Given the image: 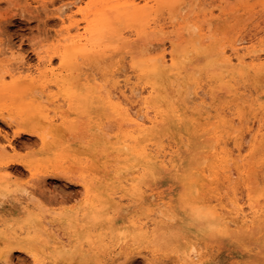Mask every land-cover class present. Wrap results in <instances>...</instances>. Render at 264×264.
<instances>
[{"label": "rangeland", "instance_id": "rangeland-1", "mask_svg": "<svg viewBox=\"0 0 264 264\" xmlns=\"http://www.w3.org/2000/svg\"><path fill=\"white\" fill-rule=\"evenodd\" d=\"M125 2L0 0V264H264V149L253 144L248 151L254 114L264 121L257 108L264 105V0H149L143 22L155 23L153 31L136 18L121 19L102 31L100 41L80 42L79 53L62 57L77 29L94 23L92 16L108 6L123 9ZM235 39L244 40L237 48L248 69L235 59ZM162 50L170 68V53L176 52L174 72L152 76L135 65ZM221 50L233 57L234 72L223 66ZM111 74L121 83L127 75L131 83L147 86L142 95L149 100L150 117L155 108L171 114L184 106L195 87L200 94L207 91L206 105L223 106L235 121L217 134L234 154L231 133L241 120L249 121L243 127L247 138L241 140L242 176L232 175L230 183L224 177L227 168L223 172L221 167L214 180L204 166L206 176L192 204L211 205L225 218L224 206L233 209L236 198L244 213L254 214L253 227L243 231L231 224V230L221 233L214 228V235L195 232L192 209L183 204L178 186L170 188L173 180L154 189L139 164L108 149L114 134L131 128L121 120L118 129L102 85L95 87L102 84L100 77ZM235 88L239 99L233 97ZM181 111L187 118L181 125L173 124V129L164 122L142 143L173 149L178 143L181 156L203 165L209 161L201 157L209 149L205 135L188 133L189 119L201 116L191 108ZM208 121L218 122L213 116ZM260 128L264 136V125ZM102 132L107 141L99 138ZM213 182L220 185L219 194ZM168 189L177 198L173 205L160 198ZM186 222L188 232L182 231ZM249 222L247 226L253 225Z\"/></svg>", "mask_w": 264, "mask_h": 264}, {"label": "bare ground", "instance_id": "bare-ground-1", "mask_svg": "<svg viewBox=\"0 0 264 264\" xmlns=\"http://www.w3.org/2000/svg\"><path fill=\"white\" fill-rule=\"evenodd\" d=\"M144 1H145L144 5L140 6L137 3H135L133 0H126V2L123 4V9H118V8L115 9V8H113L114 6L113 7L108 6L106 8V10H104V12L101 11V13L99 12L97 16H92V17H96L94 19V23L87 22V24L85 26H83L82 31H78V29H77V33H75L69 39L67 38L69 40V44L67 45V47H65V49H63V51L60 52V54L64 58V57H67L68 55L70 56L72 54L79 53L80 49H82L81 48L82 45H79V43L83 42V41L86 43L90 42V41L92 42L94 40L100 41L101 39H103V37L101 36L102 31L112 29L113 26H115L114 24L116 22L120 21L121 19L130 21V20H134L136 18L140 21L141 24H143L141 26H144V29L151 28V30L153 31V28L156 25L155 23H154V25H151L149 22H148L149 23L148 24L147 21L145 23L143 22L144 17L147 16L144 8L147 7V5H148L147 3L149 0H144ZM116 4H117V2H116ZM105 7H106V5H105ZM98 11H99V9H98ZM95 14H96V12H95ZM92 17H90V18H92ZM90 18L88 20H90ZM92 22H93V20H92ZM103 28H105V29H103ZM65 38H64V40H65ZM67 39H66V42H67ZM104 39H106V37ZM109 39H111V38H109ZM60 40H61V38H60ZM241 40L242 39H235V42L232 45V49H233V53L236 54L235 59L237 60V63L248 69V68H250L249 65H243L245 56L243 54H239L238 49H240L239 48L240 46L237 48V44H238L237 42L241 43L244 41V40H242V41ZM171 44L173 46V42H171ZM112 45H114V44H112ZM260 48H261V46H260ZM263 50H264V48H263ZM263 50L260 49V51H263ZM225 52L222 51L220 54L221 57L219 56V58H220V60L222 59L223 66L226 67V69L234 72L235 68L232 67V58L233 57L231 58V55L230 56L225 55L228 51L226 53ZM250 53H252V52H250ZM230 54H232V53H230ZM256 54H257V52H256ZM170 55H171V57H169V58H171L173 68H170L169 66L166 65L167 60H166V55H165L163 50L159 51L155 54H151L149 56L147 55L145 58H141V59L139 58L137 60V62L135 63V65L140 66L141 70L144 73H150L152 76L161 75L163 73H172V72H174L173 70L176 69L178 62H177V58H176V52L172 51L170 53ZM191 55H192V53H191ZM250 55L252 56L253 54H250ZM256 56H254V57L256 59H259ZM263 56H264V53H263ZM169 58H167V59H169ZM131 60H132V58H131ZM131 63H134V62H131ZM132 66L133 65H131L130 67H132ZM140 68H138V69H140ZM118 77L119 76H115L112 74H111V76L110 75H103L102 77H100V80H102V82H101L102 84H99L98 82H97V84H95L96 88H98L102 85L103 89L102 90L100 89L101 91L100 90L99 91L102 92V94L105 93V95L107 96L108 104H109V107L111 108V112H112V117L114 118V122L116 124H118V129H121V126L123 124V123L119 124V122L121 120L128 123L131 126L130 129L122 130V131L120 130L121 132L114 134L113 136L116 138L113 141L109 142L108 149L113 151L116 155L122 156L123 159L128 160V158H132L136 164H139L141 170L143 171V173H145L146 180L148 181V184L154 189L157 187L155 185L166 182V180L167 181L173 180L174 183L170 184L172 186L170 188H173V186H178L182 190V194H181L180 198L184 202L183 204H185L187 207L192 209V214H191V216H189V219H192L194 221L195 226H194L193 230L195 232L203 234V233H206L208 231L214 230V228H217V230L221 233L222 231L231 230V224L236 225L239 230H243V231H247V229L249 227H253L255 224L254 223L255 222L254 214L249 215V213L248 214L244 213V210H243L244 207L241 205V203H239L240 200H237L236 198L232 201V204L229 203V204L233 205V207H234L233 209H231V208L228 209V206H226V205L224 206V209L226 211H228V216H226L225 218L223 216H221L219 213H217V211H215V209H213L211 207V205L201 204V203L200 204L199 203L192 204V202L194 201V192L198 188H200V184H202V182L205 179L204 176H206V175H204V172H207V171L206 170L204 171V168H203L204 166L208 167V169L211 170V174H212L214 180H217V176L220 172V171H218V169L221 167L223 169V172H225V169L227 168V171H226V174L224 177L228 181H230V183L232 182L231 181L232 175H236L238 178L242 176L244 169H245L243 167L245 163L242 162L244 160V155L242 154L243 147H242L241 140L243 141L245 138H247L246 136H244L245 138L243 137V127H247L249 124L248 123L249 121H245V119H243V120L240 119L241 125L239 126L238 129L234 128L233 133H231L234 136V137L231 136V139L233 138V145L235 146L234 149H236V154H234V150L233 151L231 150V149H233V148H231L232 145H230L231 140H229V143H230L229 145L231 146L230 147L231 149H229L227 147V145H228L227 140H224V139L221 140L217 136V134L219 133L220 130L221 131H223V129L225 130L226 126H232L231 124L235 121L232 118H229V119L227 118L226 112H228V110L225 111L224 110L225 108L223 106L208 105V104L206 105L205 94L207 91L205 93L202 92V94H200L201 92L199 90H201V89L198 90L197 87H195L192 90V92L190 90V93L188 91L187 95L184 94V95L188 96L186 101H185L186 104L184 106H182L180 108L179 107L174 108L172 110L171 114L170 113H162L161 110L155 108L154 116L150 117L152 115H150L149 114L150 112L147 110V108L149 107V105H148L149 100L147 99V96L142 95V89L144 87L140 86L139 83H131L129 81V77L127 75H125V77L123 78V83L120 82V79H118ZM243 77H244V75H243ZM97 78L98 77H96V80L98 81ZM132 80H134V79H132ZM145 81H147V80L145 79ZM145 81H144V83H145ZM173 85L174 84H172V86ZM125 87H127L128 89H126ZM146 87L147 86H145L144 89H147ZM149 87H150L149 92H151L154 88V85L152 84ZM124 88L126 89V91L129 90L128 95L126 94V91ZM239 88H241V87H239ZM104 90H105V92H103ZM251 91H252V88H251ZM252 92H254V91H252ZM190 94H191V96H190ZM237 94H238V92L236 91V88H235L233 90V97L235 99H239L241 97L240 96L239 98H237V96H236ZM234 106H232V107H234ZM150 107H151V105H150ZM184 107L191 108V111L193 112V114H197L198 117L201 116L200 120H194L195 118L189 119L190 122H189V127H188V133L190 135H194V136H197L199 138L201 136L205 135L204 143L209 146V149L202 152L201 157L202 158L204 157L205 159H208L209 161L203 165L200 164L198 161L193 160V158H187V156H181L178 153V150L180 149V145L178 143L175 145V146H177L176 149H173L174 148L173 146H169L168 148H167V146H166V148L164 146L152 147V145L147 143V142L142 143L143 139H147L148 136H150L149 134L151 133L153 128L160 127V126L164 125V124H162L164 122H167L166 124L171 128H173V124L174 125L178 124L177 126L181 125V122L184 121L185 119H187V118H185V116H186L184 114L185 111L179 112V110H183ZM257 108H258L259 113L264 112V105L258 104ZM210 116L216 117L218 122L217 123L216 122L210 123L208 121ZM234 118H236V117H234ZM175 119L180 120V122L175 121ZM250 119H251V117H250ZM261 120L262 119L258 116V113L254 114L253 119L251 121L253 128L249 129V132L251 133L252 142L249 144L248 151L253 150V148H254L253 144L257 145V147H261L259 149H264V136H263L262 132L259 133V131L261 130V128H260L261 124L264 125L263 124L264 121L262 123H260ZM236 122H238V121H236ZM111 125L114 126V124H112V123H111ZM111 125H110V129H109L110 131L112 129ZM101 126H102V124H101ZM28 131L31 132V130H28ZM19 133H21V132H19ZM222 134H224V133H222ZM245 134H247V132ZM100 137H102L103 140L107 141V138L105 137V134L103 132L101 134H99V138ZM148 140H149V138H148ZM245 142L246 141H244V143ZM137 178H138L137 176H134L133 180H137ZM170 178H173V179H170ZM225 181L226 180H224V182ZM134 182H133V184H134ZM250 184H252V183H250ZM256 184H258V183H256ZM218 186H220V185H218L217 182H213V188L212 189L217 190L216 194H219ZM133 188L134 187H132V189ZM228 188L230 189L231 187L229 186ZM263 188H262V190H263ZM134 190H135V188H134ZM222 190H223V188H222ZM167 191L169 192L170 189H168ZM167 191H166V195L162 196L160 198L162 199L163 203L165 202V203H168L169 205H173L176 202L177 198L175 196H173L172 192L168 193ZM229 194H230V192H229ZM250 194H252V193H250ZM254 196H256V195H254ZM99 198H102V197L99 196ZM258 198H259V196H258ZM251 201L252 200H250V202ZM227 202H228V200H227ZM158 203H161V201L160 202L158 201ZM253 204H254V202L251 205H253ZM251 205H248V206H251ZM255 205H258V203ZM256 209L255 208L251 209V212L252 213L257 212ZM157 212H159V211H157ZM152 214L155 215V213H152ZM100 217H102V216H100ZM248 218H249V220H248ZM260 219H261L260 222H262V221L264 222V213ZM248 221H250L249 223H253V225L247 226L246 222H248ZM133 223H134V221H133ZM145 223H148V221H146ZM154 223H157V222L155 221ZM148 228H149V226H148ZM125 230L126 229H124V231ZM116 231H118V229ZM126 231H128V230H126ZM133 231H136V230H133ZM141 231H142V229H141ZM141 231H140V233H141ZM151 231L153 234L156 233L153 231V229ZM182 231H184V232L189 231L187 222L184 224V228ZM212 232L213 231H211L210 233L208 232V233L212 234ZM131 233H133V232H131ZM220 233H218V234H220ZM223 233H225V232H223ZM212 235H214V234H212ZM228 242H230V241H228ZM19 246H21V245H19ZM213 250H214V248H213ZM193 253H195V252H193ZM200 253H203V252L200 251ZM204 253H205V251H204ZM187 254H188V256H191L190 252ZM34 259H36V256H34Z\"/></svg>", "mask_w": 264, "mask_h": 264}]
</instances>
